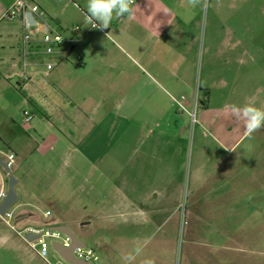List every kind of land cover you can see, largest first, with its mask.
<instances>
[{
    "label": "crops",
    "instance_id": "obj_1",
    "mask_svg": "<svg viewBox=\"0 0 264 264\" xmlns=\"http://www.w3.org/2000/svg\"><path fill=\"white\" fill-rule=\"evenodd\" d=\"M14 1L0 0V142L13 145L14 158L18 156L16 152L23 151L31 136L19 132L15 119L21 110H26V104H29L32 121L38 118L31 126L33 134L53 129L66 136L68 146L65 150L72 153L67 165L70 174L67 182L79 183L75 189L80 195L85 189L87 197L90 191H94L98 197L96 206L99 220V264H127L125 257L129 253L134 254L137 246H150L151 256L157 254V249L168 246L170 239L167 231L160 235L155 231L169 223L181 192V186L176 183L175 177L177 171H182L186 158L188 128L185 118L178 114L173 115L169 111L170 104L161 106L154 113L150 106L143 112L139 111V114L134 111L129 114V118L136 119L137 133L143 138L137 139L129 147V161L122 164L115 158L109 162L90 158L86 153L88 145L83 139L79 142V137L89 130L88 113H48L45 117L43 109L39 111L35 106H38L42 96L55 92L43 88L47 85V80L56 89L57 95L59 93L67 98L87 97V90L83 89L87 77L89 79L93 76L98 80L101 71V67L95 65L93 75L89 72L91 65L88 66V62L98 63L99 51L94 39L83 35L82 39L79 38L72 45H59L53 56H46L40 50L41 34L33 29L31 39L36 53L29 58V66L25 71L28 80H24L19 42L24 31L23 20L27 24H32L33 21L28 19V14L13 20L5 17ZM27 1L38 6L45 14L46 23L61 32L66 39L72 37L68 31L72 24L89 29L90 22L85 18L87 0ZM200 5L201 3L192 8L187 0H135L132 6L133 18L129 20L125 16L113 19L109 30L120 39L126 49L135 52V62L139 68L155 71L162 77L164 88L178 94L186 93L190 86V68L186 59L181 56L180 62L168 67L165 65V56H149L148 51L165 48L170 43L180 50H189L192 44L190 29L198 19ZM65 12L73 14L74 19L67 21L63 16ZM170 28L175 30H168ZM40 29L44 30L42 27ZM98 34L100 32H96ZM49 61H53L55 65L47 72L43 64ZM121 75L125 76L126 72L120 70L119 77ZM125 84L130 91L124 89L123 98L132 102L135 95L131 88L136 87V79L131 77ZM152 102L148 97L145 98L144 103ZM255 102L258 100L254 104ZM256 107L262 108V105L257 103ZM230 113L231 109L216 113L206 107L199 113L189 160L191 194L187 213L194 222L200 217H207L213 230H249L251 225H254V229L262 228L264 134L256 133L250 140L243 121ZM171 117H174L173 122ZM177 120L179 124L176 123ZM16 129L17 133L14 132ZM124 130H120V136ZM130 131L132 132V128ZM25 136L27 138L24 139ZM120 136L113 145L117 151L122 148ZM56 141L57 139L54 140ZM2 152L0 146L1 160ZM74 153L76 156L73 158ZM17 198L18 196L16 200ZM49 216L50 212L47 210L40 215L30 210H21L14 220L21 226L44 223L48 228L66 226L73 232L68 223L63 221L49 223L46 221ZM28 221L32 223H27ZM11 243L15 248L20 247L16 241ZM148 255L146 252L140 260L136 256L132 264H141L144 259H151L154 264H162L160 256Z\"/></svg>",
    "mask_w": 264,
    "mask_h": 264
},
{
    "label": "rangeland",
    "instance_id": "obj_2",
    "mask_svg": "<svg viewBox=\"0 0 264 264\" xmlns=\"http://www.w3.org/2000/svg\"><path fill=\"white\" fill-rule=\"evenodd\" d=\"M198 14V19L190 29L192 44L189 50H180L169 42L171 45H165V48L148 51L149 56H165L169 62H165V65L168 67L180 62L181 56L186 59L190 68V86L186 93L178 94L164 88L162 77L155 71L139 68L135 62V52L126 49L109 27L95 29L90 28L89 23V29L77 25L81 30L78 38L84 35L94 39L99 51L98 63L88 62V66L91 65V74L96 70L95 65L101 67L99 79L87 77L86 86H83L87 90V97L84 99L79 96L67 98L59 93L57 95L56 89L47 80V85L43 88L55 92L42 96L35 107L39 111L43 109L45 117L48 113H88L89 130L79 137V142L83 139L88 145L86 153L92 159L109 162L115 158L124 164L130 159L129 147L137 139L143 138L137 133L136 119L131 120L129 114L134 111L139 114L147 106L154 113L161 106L170 104L169 111L173 115L183 116L188 128L184 166L182 171H177L175 177L176 183L181 186V192L169 223L155 231L157 235L167 231L170 239L168 246L157 249L160 254L154 251L157 254L152 256V247H142L137 259L140 260L148 252L151 257L160 256L162 264H264V226L254 229V225H251L249 230H213L207 217H200L194 222L187 213L191 194L189 160L200 111L206 107L212 112L220 113L230 110L233 105L242 107L255 100H258L256 104L264 108V0H203ZM63 16L67 21L74 19V15L68 12L63 13ZM96 32L102 35H96ZM120 70L126 72V75L119 77ZM131 77L136 79V87L131 88L135 97L132 102H127L123 98L124 89L128 92L130 88L125 86V81ZM146 97L153 102L144 103ZM29 101L34 106L30 99ZM29 107L26 104L24 109L28 110ZM191 113H194V122ZM19 114L15 119L19 132L29 134L31 140L25 143L22 152H16L18 156L10 167L16 180L14 192L18 196L9 207V211L13 213L11 225L16 230L24 227L14 220L21 210H30L37 215L47 210L50 216L46 221L68 223L77 239L98 257V197L94 191L88 192L87 197L85 189L80 195L75 189L79 183L67 182L70 177L67 165L72 153L65 150L68 146L66 136L53 129L33 134L31 126L38 118L24 124L22 110ZM171 118L173 122L174 117ZM177 121L179 124V120ZM120 128L125 129L121 136ZM18 129L14 132L17 133ZM262 132L264 134V128L254 132L249 137L250 140L256 133ZM118 136L122 148L117 151L113 145ZM0 146L3 151L2 159L7 154H13L11 143L0 142ZM75 156L76 153L73 158ZM7 184L8 175L0 168V189L5 194ZM35 227L47 226L41 223ZM15 235L0 220V264H45ZM14 241L20 244L19 248L12 246L11 242ZM47 261L50 264L60 261L50 242Z\"/></svg>",
    "mask_w": 264,
    "mask_h": 264
},
{
    "label": "built area",
    "instance_id": "obj_3",
    "mask_svg": "<svg viewBox=\"0 0 264 264\" xmlns=\"http://www.w3.org/2000/svg\"><path fill=\"white\" fill-rule=\"evenodd\" d=\"M25 14H31L33 23L27 24L23 20L24 31L19 42V49L22 54V66H23V78L28 80L26 74V68L29 66V58L31 55L35 54L36 50L32 46V30L35 29L36 32L41 34L40 43L41 53L46 56H53L59 47L63 43L73 44L79 40L77 34H79V28L77 26H70L68 31L72 34L70 38H64L61 32L57 31L53 27H50L45 21L44 12L39 9L35 4L27 0H15L13 4L8 8L5 13V17L9 20L16 19L18 16H23ZM44 28L42 31L40 28ZM90 28H92V23H90ZM45 70L50 71L55 63L53 61L45 62ZM196 105H194L195 109ZM23 123L28 124L32 119L33 115L28 110L22 111ZM192 122H194V113H191ZM14 156L13 154H7L3 161L10 168L13 164ZM5 197V192L0 191V200ZM48 215V213H46ZM0 220L5 223L10 230H12L26 245L27 247L45 264H50L47 261L48 255V245L52 243L59 244L62 248H69L71 246L70 238L59 231L49 229L48 227H35V226H24L21 230H16L11 221L13 220V213L9 211V208L5 211L3 216H0ZM31 234L36 236L35 239L27 241L25 235ZM72 256L76 260L87 262L88 264H99L98 257L95 255L92 249L87 247L75 246L72 249ZM60 257V256H59ZM55 264H71L65 261L60 257V261H57Z\"/></svg>",
    "mask_w": 264,
    "mask_h": 264
},
{
    "label": "clouds",
    "instance_id": "obj_4",
    "mask_svg": "<svg viewBox=\"0 0 264 264\" xmlns=\"http://www.w3.org/2000/svg\"><path fill=\"white\" fill-rule=\"evenodd\" d=\"M135 0H87V11L85 18L92 23V28L107 29L113 19L127 16L129 20L133 18V4ZM192 7H197L201 0H187ZM236 119L243 121L246 135H251L264 128V108L256 107L254 103L231 107V113ZM142 247L137 246L134 254L129 253L125 259L127 264H132L136 256L140 255ZM141 264H154L151 259H144Z\"/></svg>",
    "mask_w": 264,
    "mask_h": 264
},
{
    "label": "water",
    "instance_id": "obj_5",
    "mask_svg": "<svg viewBox=\"0 0 264 264\" xmlns=\"http://www.w3.org/2000/svg\"><path fill=\"white\" fill-rule=\"evenodd\" d=\"M28 19L32 20L31 14H28ZM33 21V20H32ZM0 168L4 171L6 175H8V186H7V192L5 194V197L3 200L0 202V216H3L5 211L15 203L16 201V194L14 192V185L16 184V180L11 174L10 168L7 166V164L0 159ZM49 229L59 231L61 233H64L67 235L70 240H71V246L69 248H62L59 244L57 243H52L51 247L52 249L65 261L71 264H88L87 262H83L80 260H76L72 256V249L75 246H80V247H86L83 242L77 239L76 235L71 232L66 226H53L50 227ZM36 236H33L31 234L25 235V239L27 241H31L35 239Z\"/></svg>",
    "mask_w": 264,
    "mask_h": 264
}]
</instances>
